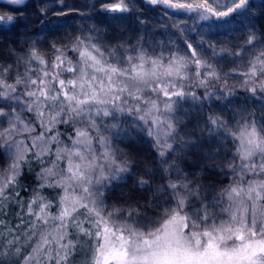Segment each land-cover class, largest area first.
Masks as SVG:
<instances>
[{
	"label": "snow or ice",
	"instance_id": "6c2138e0",
	"mask_svg": "<svg viewBox=\"0 0 264 264\" xmlns=\"http://www.w3.org/2000/svg\"><path fill=\"white\" fill-rule=\"evenodd\" d=\"M4 2L0 264H264V0Z\"/></svg>",
	"mask_w": 264,
	"mask_h": 264
},
{
	"label": "trees",
	"instance_id": "16d2710c",
	"mask_svg": "<svg viewBox=\"0 0 264 264\" xmlns=\"http://www.w3.org/2000/svg\"><path fill=\"white\" fill-rule=\"evenodd\" d=\"M31 2H32V0H29V3H31ZM117 2H119V0H117L116 3ZM144 7L147 8V5H144ZM29 9H27L26 14H27V12L31 11L30 7H29ZM0 10L3 11V12H0V13L7 12V13L13 14V15L16 14L15 11L13 9L9 8V6L7 4H5V3L0 4ZM145 14L149 15L151 17H153V15H155V16L158 15L159 17H161V16H164V11L162 9L152 8L149 11H147ZM103 17L104 16H97V19L100 20V18H103ZM94 22H96V21L95 20L90 21V23H94ZM67 23L68 24L72 23L71 17L68 19ZM76 24L79 27V26H82L83 22L82 21H76ZM20 31H22V28H19V27L13 28V27H10V26H0V41H4V40L11 41L12 39H14L16 37L17 33L20 32ZM240 38L241 37L237 33L236 34V39H240ZM230 39H232L231 35H229V37H228V40H230ZM110 42L113 43V44L116 43L115 40H112ZM235 82H238V84L240 83L239 79H235ZM238 84H235V85L237 87H239ZM120 147L124 148L125 146L124 145H120ZM125 151H127L126 148H125ZM138 152H139V154L141 156H150L152 154V149L150 148V146L147 143H143V144H140L138 146ZM38 170L39 169H35V171H38ZM2 172H3V169L0 168V173H2ZM24 185L27 188V190L30 192L31 191V187L35 186V184H34V173H33L32 176L29 177L28 180L24 181ZM29 185H31V187ZM133 188H134V180L130 179V180H128V182L126 184H122L120 187H118L116 189V192L113 194L112 198L115 199L116 196H118L120 192H122V191L126 192V191H129V190H133ZM22 195H24V194L22 193ZM24 198L27 199L26 196ZM51 211H52L53 214H55L56 209L53 208ZM17 214H18L17 210H13L12 208H9L7 216H4V215L0 214V220H4L5 223L7 224L8 228H11L16 223H19V221L17 219ZM0 230H3V235H5V236L7 235V229L4 228V225H0Z\"/></svg>",
	"mask_w": 264,
	"mask_h": 264
},
{
	"label": "rangeland",
	"instance_id": "374dc122",
	"mask_svg": "<svg viewBox=\"0 0 264 264\" xmlns=\"http://www.w3.org/2000/svg\"><path fill=\"white\" fill-rule=\"evenodd\" d=\"M116 1L117 0H107V2L108 3H116ZM74 2L76 3V4H78V5H84V4H87V5H91V4H95L96 3V0H74ZM257 2H259V0H257ZM29 4H31V3H29ZM30 10V9H29ZM0 12H3L2 10H0ZM169 15H171L172 13L169 11V13H168ZM153 19H158V18H160L158 15H153V17H152ZM178 19H180V18H183V16L182 15H180V16H178L177 17ZM104 19H107L109 22H111V16H108L107 18H105V17H103V18H100V20H104ZM95 23V22H94ZM125 26H127V27H129V28H131V29H134V27H135V24H134V21H133V19L132 18H127L126 20H125ZM239 34V33H238ZM239 36H240V34H239ZM228 37H229V35H224V36H221V39H223V40H228ZM23 69H21V71H22ZM246 69H244V68H240L239 69V71H245ZM229 84L230 85H233V84H238V82H235V80H233V79H229ZM239 85V84H238Z\"/></svg>",
	"mask_w": 264,
	"mask_h": 264
},
{
	"label": "water",
	"instance_id": "95a60500",
	"mask_svg": "<svg viewBox=\"0 0 264 264\" xmlns=\"http://www.w3.org/2000/svg\"><path fill=\"white\" fill-rule=\"evenodd\" d=\"M3 3H5L4 0H0V4H3Z\"/></svg>",
	"mask_w": 264,
	"mask_h": 264
}]
</instances>
